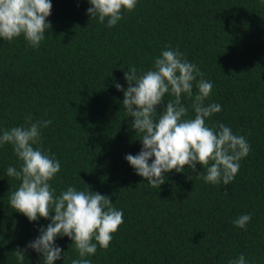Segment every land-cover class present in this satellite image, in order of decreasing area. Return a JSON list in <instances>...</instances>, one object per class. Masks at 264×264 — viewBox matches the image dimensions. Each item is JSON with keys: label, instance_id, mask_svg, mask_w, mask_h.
I'll return each instance as SVG.
<instances>
[{"label": "trees", "instance_id": "1", "mask_svg": "<svg viewBox=\"0 0 264 264\" xmlns=\"http://www.w3.org/2000/svg\"><path fill=\"white\" fill-rule=\"evenodd\" d=\"M51 3L52 27L39 48L23 35L0 38V130L24 124L28 114L51 120L41 147L61 162L51 181L57 194L90 185L123 210V224L92 264H229L240 254L264 264V0H138L112 28L90 19L87 0ZM166 46L213 83L206 102L222 111L208 123H224L251 145L226 187L197 178V165L196 172L167 173L153 188L125 160L142 144L115 84L126 89L124 71L152 68ZM19 163L11 145L0 147V264H18L14 251L49 223L29 222L10 207L20 182L6 169ZM243 214H252L246 229L233 224ZM55 242L65 251L55 264H71L78 255L72 241ZM23 264H41V257L28 250Z\"/></svg>", "mask_w": 264, "mask_h": 264}, {"label": "clouds", "instance_id": "2", "mask_svg": "<svg viewBox=\"0 0 264 264\" xmlns=\"http://www.w3.org/2000/svg\"><path fill=\"white\" fill-rule=\"evenodd\" d=\"M87 2L91 5L87 9L90 19L106 22L108 28L116 26L124 18L123 13L134 11L138 4V0ZM51 10V0H0V38L11 42L23 35L29 47L39 48L52 27L48 20ZM204 75L184 53L166 46L154 58L152 68L145 71L130 66L124 71L126 89L115 84L123 92L122 107L142 144L138 154H126L125 160L153 188L160 189L166 183L167 173H183L186 168L196 172L197 165L202 169L197 178L226 187L238 174L240 161L251 151L245 136L234 134L222 122L208 123L222 107L206 102L213 83ZM166 94L174 99L165 101ZM184 97L192 101L190 108L183 103ZM190 109L194 117L189 116ZM24 119L20 126L0 130V147L11 145L20 161L18 166L6 169L7 177L20 182L9 196V205L29 222L43 218L49 223L39 227V235L24 249L14 251L15 258L23 264L28 250H32L40 255L41 264H55L65 254L55 241L67 237L78 254L71 264H92L90 257L98 247L107 250L123 224V210L115 207L111 196L91 190L90 185L83 190L67 186L57 194L51 181L60 173L61 162L41 147L42 130L52 121H34L31 114ZM251 219L252 214H243L233 224L246 229ZM229 264L248 262L240 254Z\"/></svg>", "mask_w": 264, "mask_h": 264}]
</instances>
